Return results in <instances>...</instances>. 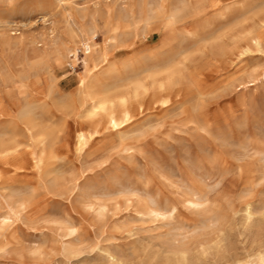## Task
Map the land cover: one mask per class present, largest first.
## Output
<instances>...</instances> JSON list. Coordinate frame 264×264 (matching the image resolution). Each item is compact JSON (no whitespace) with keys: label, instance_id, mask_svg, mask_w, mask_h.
I'll return each instance as SVG.
<instances>
[{"label":"rangeland","instance_id":"rangeland-1","mask_svg":"<svg viewBox=\"0 0 264 264\" xmlns=\"http://www.w3.org/2000/svg\"><path fill=\"white\" fill-rule=\"evenodd\" d=\"M2 141L0 264H264V0H0Z\"/></svg>","mask_w":264,"mask_h":264},{"label":"bare ground","instance_id":"bare-ground-1","mask_svg":"<svg viewBox=\"0 0 264 264\" xmlns=\"http://www.w3.org/2000/svg\"><path fill=\"white\" fill-rule=\"evenodd\" d=\"M5 23V22H4ZM79 45H82L83 47V50L84 52L88 53L90 52V46L87 45V43L84 41V39H81L80 42H79ZM76 52V49H71V50H68L67 51V54H71V53H75ZM76 56V55H75ZM74 57V56H73ZM119 57V56H118ZM85 64H86V61H84ZM84 82V81H83ZM104 100V98H102ZM102 99L100 101H102ZM108 100V99H106ZM114 100V99H113ZM107 102V101H106ZM102 102L101 105H100V108L103 110V111H107V108H108V102ZM119 105L121 107V113H120V117L117 116V114L114 112V111H107V121H106V124L107 126H110V127H117L119 126L120 124H122L123 122H126L127 120L130 119L131 117V114L130 112L126 109V104H127V98L126 97H120L119 99ZM113 103V102H112ZM117 103V102H116ZM99 105V104H98ZM5 110V109H4ZM95 112V111H93ZM92 112V113H93ZM97 112V111H96ZM91 113V111H90ZM102 113V112H101ZM90 115V114H89ZM105 128V127H104ZM97 132V131H96ZM76 134V140L79 144L83 143L87 136L86 134L83 132V131H78ZM74 143V142H73ZM13 146V142H0V150L1 151H6V150H9L11 149ZM85 146V145H84ZM19 152V151H18ZM197 156V155H196ZM41 160V159H40ZM63 164V163H62ZM61 165V164H60ZM229 170V169H228ZM151 193V192H150ZM186 222V221H185ZM63 243V242H62ZM264 243V242H262ZM211 247V245H209L207 248H203L201 250V254H205L207 252V249H209ZM260 253V252H259ZM247 255V254H246ZM262 258V257H261ZM177 262H179V264H198L199 262H201V260L196 258H191L188 256V253L184 250V251H181L180 252V255L177 259ZM196 262V263H195ZM261 262V261H260Z\"/></svg>","mask_w":264,"mask_h":264}]
</instances>
